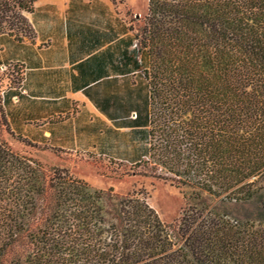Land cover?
<instances>
[{"label":"trees","instance_id":"trees-1","mask_svg":"<svg viewBox=\"0 0 264 264\" xmlns=\"http://www.w3.org/2000/svg\"><path fill=\"white\" fill-rule=\"evenodd\" d=\"M134 40L149 97L137 164L190 190L179 223L0 139V264H264V0H148Z\"/></svg>","mask_w":264,"mask_h":264},{"label":"crops","instance_id":"crops-1","mask_svg":"<svg viewBox=\"0 0 264 264\" xmlns=\"http://www.w3.org/2000/svg\"><path fill=\"white\" fill-rule=\"evenodd\" d=\"M20 12L27 34L0 29V103L11 131L50 151L147 159L149 97L124 15L110 0H35Z\"/></svg>","mask_w":264,"mask_h":264},{"label":"rangeland","instance_id":"rangeland-1","mask_svg":"<svg viewBox=\"0 0 264 264\" xmlns=\"http://www.w3.org/2000/svg\"><path fill=\"white\" fill-rule=\"evenodd\" d=\"M3 1L6 0H0V17L6 19L3 25L12 26L21 33L27 34L28 23L20 10L1 9ZM110 1L124 15L133 33L137 35L144 25V18L148 12V0ZM1 78L0 76V92L5 85ZM0 139L5 140L13 151L40 162L48 173L53 169L65 170L94 188L113 189L115 193L122 196L135 194L145 198L167 225L176 226L188 206L186 193L189 194L190 190L180 187L177 178L153 164L152 161L129 165L87 155L50 151L19 139L8 129L1 103Z\"/></svg>","mask_w":264,"mask_h":264}]
</instances>
